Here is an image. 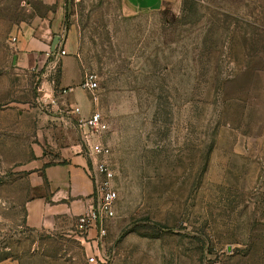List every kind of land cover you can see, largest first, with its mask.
<instances>
[{"label":"rangeland","instance_id":"374dc122","mask_svg":"<svg viewBox=\"0 0 264 264\" xmlns=\"http://www.w3.org/2000/svg\"><path fill=\"white\" fill-rule=\"evenodd\" d=\"M48 1L0 0V264H264V0ZM47 14L97 83L81 100L116 191L100 237L24 224L19 164L51 103L12 44Z\"/></svg>","mask_w":264,"mask_h":264},{"label":"crops","instance_id":"0c3cea01","mask_svg":"<svg viewBox=\"0 0 264 264\" xmlns=\"http://www.w3.org/2000/svg\"><path fill=\"white\" fill-rule=\"evenodd\" d=\"M124 1L141 9L156 8L161 2ZM53 17L47 14L24 23L12 44L14 64L22 71L36 73L42 82L40 85L47 92L45 97L55 99L50 104L51 108L37 114L35 141L30 143L29 154L19 164L33 191L25 201L24 224L34 230L73 227L76 215L85 210L93 189L91 158L87 151L91 143L101 139L99 135H93L87 138L86 146L79 144L74 125L77 114L68 107L77 105L78 115L85 116L91 110V104L81 100L86 89L79 85L82 74L73 52L72 38L65 36L59 41V18L57 15ZM60 47L64 51L56 56L57 79L54 84L46 77L50 72L51 59ZM53 86L58 90L55 94ZM97 159L98 156L92 154V160ZM94 233L92 228L87 235L91 237Z\"/></svg>","mask_w":264,"mask_h":264},{"label":"built area","instance_id":"2783aa9c","mask_svg":"<svg viewBox=\"0 0 264 264\" xmlns=\"http://www.w3.org/2000/svg\"><path fill=\"white\" fill-rule=\"evenodd\" d=\"M63 48H58V51L51 59L55 64L56 56L63 53ZM95 75L91 72L85 73L79 82V85L91 93L97 86L94 79ZM46 100L45 96L40 97ZM48 103L55 102L54 97H48ZM68 109L77 114L74 118V125L79 135L80 146L87 144V138L93 135H99L106 128V123L97 108H93L85 116L78 115L79 108L77 105H70ZM88 155L91 158V174L93 181V189L89 195V201L83 212L76 215L73 227L78 231L81 238L87 237L90 229L94 228L96 236L104 235L105 221L114 213V202L116 199V191L111 183L113 170L110 163L106 159L108 147L101 141L90 144ZM92 154L98 156V159L93 161ZM97 253H89L87 260L89 262L96 261Z\"/></svg>","mask_w":264,"mask_h":264}]
</instances>
